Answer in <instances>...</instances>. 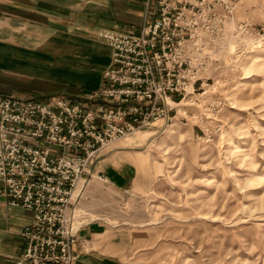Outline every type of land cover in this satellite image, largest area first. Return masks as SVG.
<instances>
[{
  "label": "rangeland",
  "instance_id": "374dc122",
  "mask_svg": "<svg viewBox=\"0 0 264 264\" xmlns=\"http://www.w3.org/2000/svg\"><path fill=\"white\" fill-rule=\"evenodd\" d=\"M232 3L216 86L200 97L203 106L219 102L223 132L206 142L198 128L159 122L116 140L108 145L138 136L133 189L97 181L101 188L84 200L90 219L121 233L130 264H264V0ZM66 43L75 56L39 63V85L50 93L31 100L99 85L109 49L94 39Z\"/></svg>",
  "mask_w": 264,
  "mask_h": 264
},
{
  "label": "built area",
  "instance_id": "2783aa9c",
  "mask_svg": "<svg viewBox=\"0 0 264 264\" xmlns=\"http://www.w3.org/2000/svg\"><path fill=\"white\" fill-rule=\"evenodd\" d=\"M233 10L232 0L147 3L138 35L98 33L109 64L86 102L0 98L1 194L32 214L14 264H73L82 222L72 227L69 208L108 144L159 122L198 128L206 142L223 132L219 102L203 106L200 97L216 86V56L227 46Z\"/></svg>",
  "mask_w": 264,
  "mask_h": 264
},
{
  "label": "crops",
  "instance_id": "0c3cea01",
  "mask_svg": "<svg viewBox=\"0 0 264 264\" xmlns=\"http://www.w3.org/2000/svg\"><path fill=\"white\" fill-rule=\"evenodd\" d=\"M154 2L0 0V98L31 100L32 96L49 94V88L38 82L39 63L44 64L45 61L48 64V58L54 56H75L76 50H71L66 42L78 41L84 46L86 40L100 42L97 35L101 31L138 35L147 3L154 5ZM109 57L110 50L105 68L109 64ZM61 95L77 98L85 96L73 88H68ZM137 137L134 135L125 142L108 145L99 150L91 162L90 184L80 192L68 212L73 228L82 222L77 242L71 251L75 257L73 264H130L123 259L125 243L121 233L103 222L90 219L94 210L84 200L93 198L94 190L101 188L102 184L97 181L117 191L133 189L137 180L139 156L131 145H136ZM1 189L0 184V264H14L13 260L24 248L21 232L31 222L32 214L20 207H15L18 210L13 209L1 194Z\"/></svg>",
  "mask_w": 264,
  "mask_h": 264
},
{
  "label": "bare ground",
  "instance_id": "6f19581e",
  "mask_svg": "<svg viewBox=\"0 0 264 264\" xmlns=\"http://www.w3.org/2000/svg\"><path fill=\"white\" fill-rule=\"evenodd\" d=\"M138 131H140V130H138ZM135 132H137V131H135ZM128 137V136H127ZM127 137H125V138H127Z\"/></svg>",
  "mask_w": 264,
  "mask_h": 264
}]
</instances>
